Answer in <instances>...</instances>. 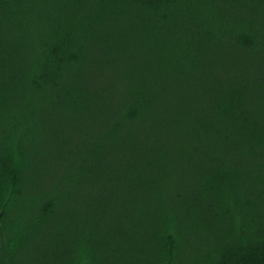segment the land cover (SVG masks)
<instances>
[{
  "label": "trees",
  "instance_id": "1",
  "mask_svg": "<svg viewBox=\"0 0 264 264\" xmlns=\"http://www.w3.org/2000/svg\"><path fill=\"white\" fill-rule=\"evenodd\" d=\"M0 264H264V0H0Z\"/></svg>",
  "mask_w": 264,
  "mask_h": 264
}]
</instances>
